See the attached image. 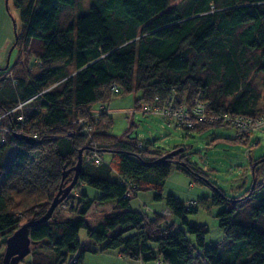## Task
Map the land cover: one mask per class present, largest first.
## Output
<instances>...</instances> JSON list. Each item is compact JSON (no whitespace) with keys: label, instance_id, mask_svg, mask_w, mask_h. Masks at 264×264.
<instances>
[{"label":"trees","instance_id":"1","mask_svg":"<svg viewBox=\"0 0 264 264\" xmlns=\"http://www.w3.org/2000/svg\"><path fill=\"white\" fill-rule=\"evenodd\" d=\"M76 1L12 0L22 28L15 63L0 68V264L7 238L41 218L71 183L80 149L82 168L71 192L49 220L29 228L31 264L81 263L83 228L94 250L143 263L264 264V156L250 161L254 187L230 197L183 147L161 159L171 151L138 142L132 128L113 134L105 106L92 113L96 103L139 92L134 110L144 114L153 113L142 104L161 105L172 94L189 107L195 99L207 101L213 113L261 114L264 90L253 80L263 73L264 88V0H91L81 13ZM214 125L220 123L175 124L186 132ZM8 146L16 150L4 161ZM174 164L211 189L199 200L219 208L223 238L211 246L207 226L187 218L197 209L175 195L164 199L179 223L131 206L139 191L162 200ZM79 184L101 195L92 198ZM107 201L112 210L91 227L84 217L95 202ZM65 206L73 217H58Z\"/></svg>","mask_w":264,"mask_h":264},{"label":"rangeland","instance_id":"2","mask_svg":"<svg viewBox=\"0 0 264 264\" xmlns=\"http://www.w3.org/2000/svg\"><path fill=\"white\" fill-rule=\"evenodd\" d=\"M182 0H173L171 4H176ZM91 0H77V13L85 12L89 9ZM22 24L19 17V11L13 6L12 0H0V68L6 65L8 53L16 40V32H20ZM20 53V48H13L9 65H13ZM263 73L258 74L253 84L263 91ZM139 92H129L118 96H113L106 104L96 103L92 107V113L97 114L105 106L107 112L113 118L111 132L121 135L124 131L132 128V136L136 137L138 142L154 147L159 150L172 151L175 146L184 148L188 160L198 166L217 186L223 189L226 195L236 197L244 193L252 186V173L250 161L264 156V134L255 133L259 143L256 145L245 144L235 138V131L226 125H214L203 131H190L176 127L174 122L167 121L160 114H144L139 110H134L135 99ZM264 100L260 99L257 107H262ZM152 142L148 144V142ZM248 146L251 151L247 153ZM16 150L15 146L6 148L7 154L4 161L11 158ZM110 154H105V159H109ZM116 173H111L110 177L114 179ZM193 183L189 187V183ZM244 184L242 188L238 185ZM79 188L92 198L99 197L101 192L89 185L79 184ZM71 192V191H70ZM173 194L183 200H192L191 204L197 209V212L190 213L187 218L194 224H204L208 228L206 234V244L211 246L213 243L223 238V230L219 227V221L216 217L218 207L202 204L199 200L211 195V189L207 185L196 183L190 176L178 170L174 164L170 175L168 176L163 189V195ZM205 195V196H204ZM194 201V202H193ZM113 201L104 203L95 202L88 214L84 217L91 227H94L103 217V215L112 210ZM165 199L155 200L153 191H140L131 199L133 209L146 211L148 215L161 212L165 209ZM169 214V212H167ZM60 218L73 217L68 208L63 207L58 213ZM169 220L179 223L180 220L167 215ZM79 240L82 249L85 250L84 259L79 264H145L136 260H131L119 255L116 250L99 251L94 250L97 247L87 237L86 229L83 228L79 233ZM5 247L2 248L4 253ZM31 254H28L23 261L18 264H31Z\"/></svg>","mask_w":264,"mask_h":264},{"label":"built area","instance_id":"3","mask_svg":"<svg viewBox=\"0 0 264 264\" xmlns=\"http://www.w3.org/2000/svg\"><path fill=\"white\" fill-rule=\"evenodd\" d=\"M115 91L118 92V89L115 88ZM22 104L20 103L17 108H21ZM208 104L209 102L200 99H195L191 107L184 102L177 104L175 96L172 94L161 105L144 103L141 109L145 112L160 114L182 128H192L206 122L220 123V125L231 127L235 131V137L243 143H250L252 146L259 143L260 140L257 139V136L255 138L253 136L255 133L264 134V105L261 114L251 116L230 112L213 113L208 110ZM250 151L251 146H248L247 153ZM127 195H130V192H127ZM190 204L191 201L187 202V205Z\"/></svg>","mask_w":264,"mask_h":264},{"label":"water","instance_id":"4","mask_svg":"<svg viewBox=\"0 0 264 264\" xmlns=\"http://www.w3.org/2000/svg\"><path fill=\"white\" fill-rule=\"evenodd\" d=\"M8 0H6V3ZM14 48V45L11 47L8 57H7V62L6 65L4 66L5 68L8 67L9 65V58L10 54ZM22 138H25L28 142L35 144L36 142L32 140L31 138L24 136ZM182 148H178L175 150H172L168 154L164 155L161 159H164L165 156H172L177 154L179 151H181ZM82 152L83 149H80L79 151V159L74 167V177L71 183L64 189H61L56 197L54 198L52 204L50 205L49 209L47 212L39 219L37 220H32L29 222H25L21 226H19L6 240V247L5 251L3 254V264H18L22 259H24L28 254L31 253L32 250V241L30 238V233H29V228L33 225L39 224L41 222H45L49 220V218L52 216L55 208L57 205H59L65 197L70 193L72 190L73 186L78 180L79 172L82 168ZM254 187V185H252Z\"/></svg>","mask_w":264,"mask_h":264},{"label":"crops","instance_id":"5","mask_svg":"<svg viewBox=\"0 0 264 264\" xmlns=\"http://www.w3.org/2000/svg\"><path fill=\"white\" fill-rule=\"evenodd\" d=\"M104 157H105V156H104ZM243 185H244V184L238 185V187H239V188H242ZM192 186H193V183H192V182L189 183V187H192ZM139 192H140V191H139ZM165 196H166V195H163V198H162V199H164ZM204 196H205V195H204ZM206 196H210V194H208V195H206ZM179 199H181V198H179ZM181 200L184 201L185 203H186V202H189V201H192L191 199H190V200H183V199H181ZM193 202H194V201H193ZM165 206H166V205H165ZM218 209H219V208H217V211H218ZM217 211H216V212H217ZM143 212L147 213L146 211H143ZM167 212H169V214H167ZM155 213H160V214H163V215H166V216L171 214V212H170V210L167 208V206H166L165 209H162L161 212H156V211H155ZM155 213H154V214H155ZM147 214H148V213H147ZM154 214H153V215H154ZM153 215H150V216L152 217ZM171 215H172V214H171ZM171 220H172V219H171ZM119 255H120V254H119ZM139 262H141V261H139ZM142 263H143V262H142ZM145 264H149V263H145Z\"/></svg>","mask_w":264,"mask_h":264}]
</instances>
